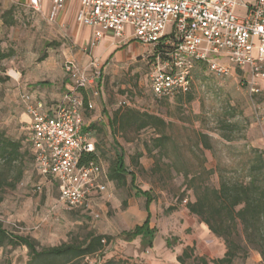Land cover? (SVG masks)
I'll return each instance as SVG.
<instances>
[{
    "label": "rangeland",
    "instance_id": "1",
    "mask_svg": "<svg viewBox=\"0 0 264 264\" xmlns=\"http://www.w3.org/2000/svg\"><path fill=\"white\" fill-rule=\"evenodd\" d=\"M9 9L11 12L6 19L13 24H5L0 32V50L10 54L0 63L4 69L2 77H8L0 84V131L10 138L20 139L27 146L29 120L21 104L22 95L33 97L37 82L52 85L58 79H68L67 62L62 53L68 51L72 56L80 49L68 25L52 26L41 13L26 6L12 3ZM170 33L171 27L168 26L165 34L169 36ZM143 48L142 57L130 64L118 69L111 66L101 68L99 96H104V111L109 114L119 107V103L126 102V106L158 114L171 122L167 132L178 146L177 154L169 150V158H163L154 168L155 159L144 148L145 142L153 136L151 130L128 134L126 139L114 138L102 112L100 115L95 111L85 112V123L95 125L92 137L96 142L97 162L109 170L117 150L113 144L115 141L124 154L127 171L134 174L133 183H130L129 175L124 186L110 182L102 195L95 193L90 197L89 211H68L59 202L57 184L37 174L31 150L26 148L30 160L25 163L21 182L14 190H7L2 195L0 223L4 230L31 237L39 248L80 241L89 232L113 237L104 255L88 259L87 264L108 259L129 260L137 264H178L176 257L185 246H193V254L207 260L223 255L222 240L209 234L203 224L188 213L185 201L193 200L192 192H184L182 175L169 171L167 165L169 160H181L188 169H198L201 159L193 147L196 141L194 132L208 135L213 143V151H203L207 170H214L216 165L230 171L238 170L248 148L258 149L264 156V94L251 98L238 85V71L227 77H216L205 64L193 63L190 69L193 100L189 104L183 102L178 106L176 96L156 98L149 88L153 50ZM70 62L80 66L75 60ZM43 88L59 92L54 87ZM222 123L235 126L230 141L221 138L225 132L218 127ZM204 181L217 187V173L205 176ZM38 185L39 191L35 190ZM136 190L151 191L149 226L156 229L151 248H144L138 240L124 242L118 238L123 230L143 221L141 215L146 213V198L138 196ZM182 193L186 200L178 204ZM169 206H177V209L167 212ZM91 212H95L98 218L94 219ZM166 239L171 241L169 248L165 245ZM241 244H244L242 240ZM246 252L234 264H263L254 259L256 251L247 249ZM26 260L27 249L24 247L0 248V264H25ZM186 264L198 263L187 260Z\"/></svg>",
    "mask_w": 264,
    "mask_h": 264
},
{
    "label": "built area",
    "instance_id": "2",
    "mask_svg": "<svg viewBox=\"0 0 264 264\" xmlns=\"http://www.w3.org/2000/svg\"><path fill=\"white\" fill-rule=\"evenodd\" d=\"M15 1V0H9ZM74 21L131 39L155 53L149 88L156 98L191 88L190 69L199 61L216 77L238 71V85L252 98L264 81V0H76ZM67 0H49L46 21L57 22ZM42 13L44 0H27ZM240 10V11H239ZM171 33L166 36L167 27ZM71 88L59 101L47 104L22 95L28 117V143L34 169L58 186L59 202L68 211L90 210L89 199L106 191L107 172L99 162L80 163L94 151L93 138L83 133L84 114L94 110L99 96L101 65L85 67L67 62ZM126 102L119 103V107ZM35 190L39 191L40 186ZM186 202V201H185ZM95 219L98 215L91 212Z\"/></svg>",
    "mask_w": 264,
    "mask_h": 264
},
{
    "label": "trees",
    "instance_id": "3",
    "mask_svg": "<svg viewBox=\"0 0 264 264\" xmlns=\"http://www.w3.org/2000/svg\"><path fill=\"white\" fill-rule=\"evenodd\" d=\"M10 12L11 9L1 14V19L6 25L13 24L12 21L6 19ZM8 57H10L9 53L0 50V63ZM154 58L155 53L152 54V64ZM194 63L201 64L199 61ZM1 72L3 73L4 69L0 65V84L8 80V77H2ZM39 84L44 85L46 82ZM169 96H176L178 106L183 102L189 104L193 100L190 91L186 94L174 93L161 98L166 99ZM104 115L113 137L120 136L126 139L128 134H138L145 130L152 131L153 136L145 142L144 148L146 153L155 159L154 168L160 160L169 158V150L177 154L178 146L167 132L172 124L162 116L129 106L117 107L111 114L104 111ZM101 127L98 130H101ZM94 129L95 125H89L84 127L82 132L88 133L92 137ZM218 129L225 132L221 138L230 141V134L235 130V126L222 123ZM194 134L196 141L193 147L201 159L198 169H188L181 160L174 162L169 160L167 168L169 171L172 170L176 174L182 175L184 192L190 190L193 195V200H186L184 199L185 194L182 193L178 204L186 200L185 208L188 213L196 217L209 234L222 240L225 251L221 257L207 260L204 257L195 256L193 246H185L176 257V262L186 264L187 260H192L198 264H234L237 258L246 255L247 249H251L260 255L264 264V156L262 152L255 148H248L244 153L245 160L241 162L238 170L230 171L220 165H216L214 170H207L204 167L206 160L202 157L203 151H213V143H211L210 137L202 132H194ZM26 142L27 146H24L20 139L10 138L0 131V203L2 195L7 190H14L23 178L25 163L30 160L27 150L30 147L28 141ZM113 144L117 150L113 163L109 167L107 178L117 186H124L126 176L129 175L132 184L134 174L127 171L124 154L115 141ZM96 149V142H94V151L83 153L80 163H97ZM31 159L33 162V157ZM214 172L218 177L217 187L207 185L204 181L205 176H210ZM136 194L146 198V218L141 225L135 226L132 230L122 231L118 238L124 242H132L140 237V245L144 248H151L156 233V229L149 227L148 206L152 202L151 191L136 190ZM176 209L177 206H169L166 211L173 212ZM113 240V237L108 235L89 232L80 241L39 248L37 242L31 237L12 231L8 232L0 223V248H26L27 260L25 264H87L88 259L103 256L106 247ZM241 240L244 244H241ZM165 245L169 248L171 241L166 239ZM98 264L137 263L123 259H108Z\"/></svg>",
    "mask_w": 264,
    "mask_h": 264
},
{
    "label": "crops",
    "instance_id": "4",
    "mask_svg": "<svg viewBox=\"0 0 264 264\" xmlns=\"http://www.w3.org/2000/svg\"><path fill=\"white\" fill-rule=\"evenodd\" d=\"M18 4L19 6H27V0H0V32L3 31L4 23L1 19V14L3 10H9L11 4ZM76 0H67L65 9L59 14L57 22L55 24H51L52 26H62L64 24L71 27V36L73 37L74 42L77 47L80 49L76 54L69 55L68 51H64L62 54L66 59V62H70V60H75L80 65V67L87 66L92 59L98 60L101 67L104 68L106 66H111L113 68L118 69V67H122L124 65L132 63L135 59L142 57L144 48L138 42L131 39L129 35L128 29L125 31V36L123 39H116L113 37L112 33L109 31H102L100 29H92L90 27H86L84 25L78 24L74 21V14L76 9ZM49 5V0H44V9L41 13L42 16L45 17L47 13V8ZM240 11V10H239ZM45 59H47L45 57ZM69 80V81H68ZM40 82L36 83L37 89L34 91L33 98H39L43 100L47 104H51L50 102H57L61 98L62 94L71 88V81L68 77L64 80H57L56 83L52 85H40ZM41 86V88H40ZM44 86L54 87L59 90V92H55L49 90L47 88H43ZM260 93L264 94V81L261 82ZM64 91V92H63ZM106 107L104 96H98L94 99V110L96 113L100 115L102 112L104 114V108ZM106 117V116H105ZM85 123V117H84ZM89 123H85V127L89 126ZM108 127V126H107ZM114 138H117L115 136ZM95 142V140H93ZM108 173V171H106ZM110 181L108 178L106 179V187L108 188ZM106 188V190H107ZM102 195V194H98ZM151 211V207L149 208ZM141 219L143 221L140 223H135L128 230H132L135 226L141 225L145 218L146 213L141 215ZM188 226V225H187ZM152 228L151 226H149ZM203 229L206 230L203 226ZM123 230V231H128ZM101 234V233H100ZM135 240L140 241V237H137ZM133 240V241H135ZM254 259L257 262H261V258L258 253H254Z\"/></svg>",
    "mask_w": 264,
    "mask_h": 264
}]
</instances>
